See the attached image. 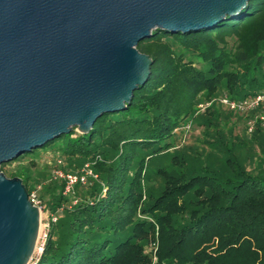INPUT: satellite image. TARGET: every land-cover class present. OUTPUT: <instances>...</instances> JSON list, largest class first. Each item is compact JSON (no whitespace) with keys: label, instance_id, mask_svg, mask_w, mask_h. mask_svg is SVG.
<instances>
[{"label":"trees","instance_id":"trees-1","mask_svg":"<svg viewBox=\"0 0 264 264\" xmlns=\"http://www.w3.org/2000/svg\"><path fill=\"white\" fill-rule=\"evenodd\" d=\"M136 48L152 65L127 107L101 115L88 133L73 128L39 147L57 149L74 168L93 162L100 184L49 227L30 264H152L150 245L157 264H264V129L247 139L236 122L224 131L233 114L213 105L196 118L204 152L174 144L199 102L264 91V0L213 28L153 30ZM9 176L28 192L34 186L24 171ZM42 193L51 211L67 200L57 182Z\"/></svg>","mask_w":264,"mask_h":264},{"label":"water","instance_id":"water-1","mask_svg":"<svg viewBox=\"0 0 264 264\" xmlns=\"http://www.w3.org/2000/svg\"><path fill=\"white\" fill-rule=\"evenodd\" d=\"M249 0H0V165L122 111L150 75L136 48L153 30L190 33ZM39 208L0 172V264H30Z\"/></svg>","mask_w":264,"mask_h":264},{"label":"built area","instance_id":"built-area-1","mask_svg":"<svg viewBox=\"0 0 264 264\" xmlns=\"http://www.w3.org/2000/svg\"><path fill=\"white\" fill-rule=\"evenodd\" d=\"M214 102H217L223 108L239 115L250 114V120L247 123V133L251 135L258 125L264 129V91H261L253 96L244 99H232L226 94L216 100H208L198 104L195 115L203 112L209 108ZM191 126V121L180 126L178 129H184ZM55 157V166L51 171L50 177L47 182H57L61 185V194L66 201H63L56 207L55 211L47 208L39 199V190L41 185H34L28 192V199L32 205L39 208L40 212V232H39V246L38 254L41 253L45 243L49 227L55 224L58 220L59 211L64 208H70L80 201L77 198L76 188L78 186H89L92 182L99 181L98 174L93 169V162H85L75 171H66L63 169L64 159L57 153ZM44 215V217H43ZM156 245L152 250V264H156Z\"/></svg>","mask_w":264,"mask_h":264},{"label":"rangeland","instance_id":"rangeland-1","mask_svg":"<svg viewBox=\"0 0 264 264\" xmlns=\"http://www.w3.org/2000/svg\"><path fill=\"white\" fill-rule=\"evenodd\" d=\"M225 94H226L225 92L221 91L209 100H213V99L216 100ZM226 95L229 96L228 94H226ZM206 101H208V100H206ZM201 102H205V101H201ZM201 102H199V103H201ZM198 104H197V106H198ZM213 105H215V107L219 108L223 113L224 112H231V111L223 108L222 106H220L217 102H214L209 108H207L203 112H200L197 115L194 114V119L190 120V118H189V120H187L186 122L181 124V126H182V125L188 123V121H191V126L189 127V129L188 128L178 129L180 127L179 126L175 130V133H174L175 150L186 148L188 146L189 147H196L199 151H201L204 148L205 145L200 140L202 138V134H203L204 129L196 121V118H198L200 115L206 113ZM232 114L233 115L231 116V119L229 121H227L226 126H222L224 131H227V129L229 127L232 128V126H231L232 122H236V126L233 129L234 132L235 133L238 132V134L240 136H242L246 139L249 138L251 135H249L247 133V123L249 122L251 115L248 114L245 116V115H239L238 113H233V112H232ZM237 117H243L245 120L244 119L243 120H236ZM222 124H223V122H222ZM75 132L80 134L79 131H77V129H75ZM258 149H259L258 146L252 147V151L258 152L259 151ZM207 150L208 149H205V151H207ZM201 152H204V150ZM56 153L58 155L60 154L57 149H53L52 147H48L45 149H43V148L35 149L34 152L24 154L23 157H19L16 161H11V162L1 164L0 165V172H3L4 175L8 178H11L9 176L10 173L19 172V171H24L26 174L30 175L32 179L28 184L29 187L31 188L33 185H36V184L41 185L42 187L38 192L39 199L43 202L44 205H47L49 197L47 196V194H43L42 190L44 189V187L48 183L47 181L50 177L51 171L55 166L54 155ZM62 158L64 159V166H63L64 170L75 171L77 168L80 167L79 166V167L74 168L73 166L69 165V163L65 159V157H62ZM256 160L257 159L254 158L252 162L255 163ZM31 161H33V164H31ZM164 163H165L164 161L161 162V164H164ZM95 182L100 184V180L95 181ZM95 182H92L90 185L94 184ZM149 185L150 184H148V183H145V182L143 183L144 188H146ZM86 191H87V187L80 186V188H78L77 198L79 201L88 200L90 198L89 195L85 194ZM144 192H145V190H144ZM65 209L66 208H64L62 211H59L58 218H60L62 216ZM43 217H44V215H43ZM152 250H153V246L150 245L148 252L152 253ZM37 255H39V254L36 250V252L33 255L32 260ZM156 264H157V261H156Z\"/></svg>","mask_w":264,"mask_h":264}]
</instances>
